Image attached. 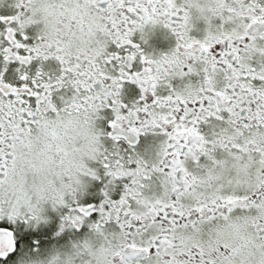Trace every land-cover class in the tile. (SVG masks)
Segmentation results:
<instances>
[{"label": "snow or ice", "instance_id": "1", "mask_svg": "<svg viewBox=\"0 0 264 264\" xmlns=\"http://www.w3.org/2000/svg\"><path fill=\"white\" fill-rule=\"evenodd\" d=\"M0 264H264V0H0Z\"/></svg>", "mask_w": 264, "mask_h": 264}]
</instances>
